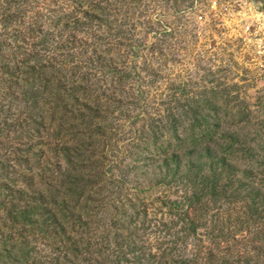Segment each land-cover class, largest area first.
Segmentation results:
<instances>
[{
    "label": "rangeland",
    "instance_id": "374dc122",
    "mask_svg": "<svg viewBox=\"0 0 264 264\" xmlns=\"http://www.w3.org/2000/svg\"><path fill=\"white\" fill-rule=\"evenodd\" d=\"M0 44V136L79 143L36 223L0 207V264H264V0H0Z\"/></svg>",
    "mask_w": 264,
    "mask_h": 264
},
{
    "label": "trees",
    "instance_id": "16d2710c",
    "mask_svg": "<svg viewBox=\"0 0 264 264\" xmlns=\"http://www.w3.org/2000/svg\"><path fill=\"white\" fill-rule=\"evenodd\" d=\"M77 111L80 110L77 109ZM5 125L8 124L5 123ZM67 126L70 125L61 123L60 125L55 124L48 127L47 125L38 124L33 127L26 124H17L12 126L10 130L3 129L6 133H2V136H0V207L8 210L7 214L15 225L36 223L37 221L34 222V220L36 216H40V210L44 205L55 206L58 204L59 195H56L58 194L56 189L58 185H51L56 191L55 194L47 188L48 182L45 180H50L49 176L53 175L52 181L58 184V179L54 176L56 171L54 167L63 169L64 162L67 165L66 173L71 174L72 171H75L73 168L75 165V151L79 143L77 141V144L74 145V141H71L74 139L70 138L72 135L70 131H67ZM27 129L30 130L28 131L30 135H27ZM83 130L81 128L78 132L82 133ZM12 133L17 134V137L10 136ZM64 133L70 134L66 138ZM83 135L88 136L84 133ZM53 140L55 141L53 142ZM36 149L38 153H35ZM52 153L57 154L56 163L53 161ZM37 154H40L42 160L34 159V155ZM23 165L26 166V169L19 171L18 169H22ZM27 177L29 178L27 179ZM19 178H22V181ZM60 186H63V184ZM87 186L88 184L85 185V187ZM85 187L82 191L83 195L77 194L80 199L78 206H75V215L70 227L63 223L61 212L56 214L47 209L49 218L55 221V227H57L55 233L60 232L62 236H66L69 229L72 235L76 236L75 240L68 237V241H72L71 252L63 246L64 252L62 251L61 254L65 259L69 256V253L74 251L78 253L84 250L83 253L89 254V250L85 249V245H88L86 238L89 235L88 226L91 222L89 221L88 205H82V199L86 192ZM71 191L68 189V192ZM75 257L74 259L78 262L77 256Z\"/></svg>",
    "mask_w": 264,
    "mask_h": 264
}]
</instances>
